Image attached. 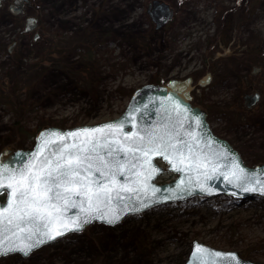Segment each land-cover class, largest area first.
<instances>
[{"label": "rangeland", "instance_id": "obj_1", "mask_svg": "<svg viewBox=\"0 0 264 264\" xmlns=\"http://www.w3.org/2000/svg\"><path fill=\"white\" fill-rule=\"evenodd\" d=\"M151 1L37 0L44 25L61 42L87 30L92 38L107 36V44L89 71L93 83L87 73L79 74L77 53L54 59L51 41L41 45L45 55L40 46L16 51L29 60L26 74L11 77L16 67L0 66V152L32 147L25 132L40 126L92 125L117 117L134 89L153 80L192 75L198 81L210 71L212 80L194 90L193 103L208 110L215 133L230 140L247 163L264 159V96L250 109L244 98L252 91L264 95V0H244L247 12L236 8L237 0H161L176 11L164 45L150 39ZM254 67L263 69L255 75ZM19 117L25 132L15 127ZM194 240L240 254L250 250V259L264 264V202L219 197L161 205L115 226L95 223L27 258L1 257L0 264H183Z\"/></svg>", "mask_w": 264, "mask_h": 264}, {"label": "water", "instance_id": "obj_2", "mask_svg": "<svg viewBox=\"0 0 264 264\" xmlns=\"http://www.w3.org/2000/svg\"><path fill=\"white\" fill-rule=\"evenodd\" d=\"M149 7L153 8V11L149 13L157 28L163 27L174 17L173 9L165 2L154 0L149 4ZM253 73L256 74L257 69ZM210 81L211 75L208 74L200 79L198 84L205 87ZM194 87L192 77L171 79L165 84H144L134 91L125 110L117 118L70 128L46 127L38 133L32 148L15 150L9 147L2 151L0 165L9 170L18 169L27 165L31 159L28 154L38 151L42 142L46 138L52 137L53 133L64 135L76 130L93 129L110 124L123 127L121 135L133 132H140L143 135L145 130H151L171 135L175 137L174 142H187L192 147L191 158L181 165L183 171H176L170 161L163 156L152 155L150 166H137L136 169H126L124 175H117L119 185H126L135 191L120 192V199H116L114 192L111 202L100 204L99 212L94 211L93 216L114 213L118 219L109 223L105 218H92L79 230L66 231L62 236H57L54 240L41 244L32 252L45 245L53 244L70 233L81 232L94 223L114 226L130 215L197 196L204 198L232 196L242 201L256 197L264 199V164L257 166L245 164L239 151L227 139L218 136L213 131L206 111L192 104ZM258 99V94L245 95L246 106L252 107ZM173 102L185 109L179 117L173 112ZM178 121L182 123H178ZM189 133H192V136H189ZM193 136L196 138L195 140H193ZM66 142L71 143V141ZM56 147V144L45 146L44 154L47 155L49 150L54 151ZM151 169H155V171L153 172ZM137 171L142 174L137 176L135 174ZM166 172L176 174V179L166 184H158L156 180ZM234 172L235 175H233ZM10 191L6 187H0V195H6L4 201L0 200V207L10 201ZM74 199L80 202L86 198L80 196L74 197ZM65 215L67 217L78 216L80 209L70 208L65 212ZM200 246L203 247L206 253L204 259L208 260L209 264H262L244 259L236 251L216 249L198 240L192 242L191 252L185 264H198L197 253L194 249ZM17 253L10 252L5 255ZM31 253L27 256L21 255L28 257ZM216 253H234L235 257L218 259ZM5 255H0V257Z\"/></svg>", "mask_w": 264, "mask_h": 264}, {"label": "snow or ice", "instance_id": "obj_3", "mask_svg": "<svg viewBox=\"0 0 264 264\" xmlns=\"http://www.w3.org/2000/svg\"><path fill=\"white\" fill-rule=\"evenodd\" d=\"M172 109L177 117L185 111L175 102ZM122 133L123 127L112 124L64 135L53 133L38 151L28 154L31 159L26 166L9 170L0 165V187L11 190L10 201L0 207V255L18 252L27 256L66 231L79 230L92 218L113 222L118 219L116 214L93 216V212H99L100 204L111 202L114 192L120 199V192L135 191L119 185L117 175H124L126 169L150 166L152 155L168 159L176 171H183L181 165L191 158L192 147L187 142H174L171 135L151 130L143 135ZM49 144L57 147L45 155ZM80 196L86 199L77 202L74 197ZM70 208H79L80 215L67 217L65 212ZM194 251L198 264H209L202 246ZM216 256L223 259L235 254Z\"/></svg>", "mask_w": 264, "mask_h": 264}, {"label": "flooded vegetation", "instance_id": "obj_4", "mask_svg": "<svg viewBox=\"0 0 264 264\" xmlns=\"http://www.w3.org/2000/svg\"><path fill=\"white\" fill-rule=\"evenodd\" d=\"M149 4L146 12L149 14L148 17L151 20V24L155 27L154 20L149 13L153 11V8L149 7ZM40 8L37 0H0V66L16 67L14 73L26 74L30 67L29 60L22 55L18 56L16 51L20 50V53H29L32 49L38 46L41 47V45L49 41L53 42L51 53L54 59L57 60L65 52L67 53L64 55H70L68 50L61 46L60 35L50 31L44 25ZM20 42H23V46L20 45ZM97 42L101 48L106 46L107 36H101ZM43 49L42 53L45 55ZM48 54L49 52L47 53V58ZM74 59L75 57L72 58V61ZM262 69V67L258 68V72ZM207 73L211 74L212 78V73L210 71ZM252 93H255V91H252ZM263 96L261 95L262 98Z\"/></svg>", "mask_w": 264, "mask_h": 264}, {"label": "trees", "instance_id": "obj_5", "mask_svg": "<svg viewBox=\"0 0 264 264\" xmlns=\"http://www.w3.org/2000/svg\"><path fill=\"white\" fill-rule=\"evenodd\" d=\"M249 6H251L250 10L254 8L255 6V2H249ZM236 8H239L241 10H243L244 12H247L248 10L245 9L244 7V0H237V7ZM226 18V17H224ZM224 22H221V25L223 24ZM175 26V20L172 21L169 25H167L165 28L163 29H160V30H155V29H152V34L150 36V39L151 40H155L156 41V37H158V40H159V43H161L162 45L165 44L166 42V37H167V34H169V32L172 30V28ZM220 33V32H219ZM77 37V38H76ZM145 38L148 40V37L145 36ZM99 38L94 36V38L91 37L90 34L87 35V30H85L84 32H81L79 34H77L75 36V38L73 39V41L71 42H68L67 43V46H65L64 48H66L69 52V54H74V53H77L78 54V59H79V63L81 65V68L82 70L79 72V74L81 73H87L89 75V79L88 81L90 83H93L94 81V73L92 71V73H89L90 69L92 68V64L93 62L96 60L95 56H96V53H95V47H99L100 49V46L98 43H95L96 41H98ZM215 44H218V40H216L214 42ZM95 46V47H93ZM64 53V52H63ZM67 53V52H65ZM64 53V54H65ZM63 54V55H64ZM240 55H244V53H240ZM230 56V55H229ZM254 56L255 55H252V56H248L247 60L248 62H253L254 60ZM238 59V57H237ZM239 61V60H238ZM237 62V61H236ZM76 72L78 71V65L76 67ZM16 74H12L11 77L15 76ZM21 76V75H20ZM153 82H159L158 80H155ZM13 84H9L8 85V90L11 91L13 89ZM15 91V89H14ZM14 100L16 103L19 104V106L22 105V103L20 102V100L18 99V97L15 95L14 97ZM208 112V110H207ZM241 113H242V110H241ZM249 114V113H248ZM20 120H21V117L17 118L16 122H15V127L22 131V132H25L23 126L20 124ZM43 126H40L36 132H38V130H40V128H42ZM19 131V132H20ZM29 133V132H25L27 133L28 135L31 136V138L34 140L35 137H36V134L37 133ZM245 161L247 160V158H244ZM248 162V161H246ZM253 163L251 165H255V164H259V163H262L264 162V159H255L252 161ZM250 164V163H249ZM223 199H228V200H234V201H237L236 199H233V198H223ZM264 202V201H263ZM241 255L245 258H250L249 255H250V250H244Z\"/></svg>", "mask_w": 264, "mask_h": 264}]
</instances>
